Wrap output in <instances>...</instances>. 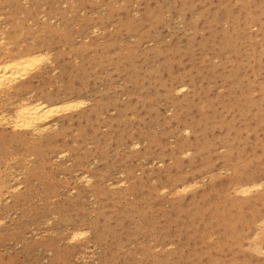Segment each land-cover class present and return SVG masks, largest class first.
I'll return each mask as SVG.
<instances>
[{
    "label": "rangeland",
    "instance_id": "1",
    "mask_svg": "<svg viewBox=\"0 0 264 264\" xmlns=\"http://www.w3.org/2000/svg\"><path fill=\"white\" fill-rule=\"evenodd\" d=\"M23 49L0 264H264V0H0V62ZM22 100L82 106L36 135Z\"/></svg>",
    "mask_w": 264,
    "mask_h": 264
},
{
    "label": "bare ground",
    "instance_id": "2",
    "mask_svg": "<svg viewBox=\"0 0 264 264\" xmlns=\"http://www.w3.org/2000/svg\"><path fill=\"white\" fill-rule=\"evenodd\" d=\"M44 60H48L47 54L35 52L32 49H23V51H18L15 56L13 54L10 55L9 58L0 62V83L1 80L10 77V81H8L15 85V90L19 91L28 87L30 82L27 80L31 78L33 72L37 71L34 69ZM5 83L3 81V84ZM81 106L82 104L78 100H64L52 104L39 100L32 102L22 100L14 110L12 118L13 128L17 131H30L36 135H41L50 128L49 126L51 125L48 124L59 112L63 110L70 111L73 108L75 109V107L79 108ZM86 182H89V180H86ZM260 185V183H248L242 186L241 190L246 193L257 189ZM188 188V186L183 187V190Z\"/></svg>",
    "mask_w": 264,
    "mask_h": 264
}]
</instances>
